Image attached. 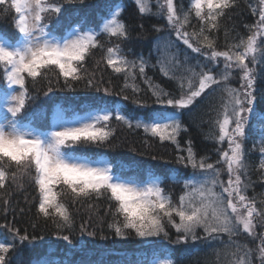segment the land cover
I'll use <instances>...</instances> for the list:
<instances>
[{"label":"snow or ice","instance_id":"1","mask_svg":"<svg viewBox=\"0 0 264 264\" xmlns=\"http://www.w3.org/2000/svg\"><path fill=\"white\" fill-rule=\"evenodd\" d=\"M73 2L0 0V14L13 15V32H0V199L5 210L10 204V186L23 190L27 179L37 192L38 216L51 221L58 233L74 228L70 205L87 204L89 220L96 215L103 222L92 202L107 200L105 215L111 217L107 227L116 237L128 240L134 236L157 245L132 264H178L164 242L187 245L190 241L222 245L216 253L218 264H264V232H257L258 226L264 228V200L258 204L247 195L252 181L245 149L251 120L257 115V81L264 80V0L249 5L258 19L245 26L246 36L229 43L230 30H224L223 48L218 45L221 20L237 6V0H189L187 10L178 8L176 0H154L156 11L152 0H135L142 16L166 22L165 27H155L165 34L156 38V52L161 55L151 67L158 66L175 83L171 91L147 76L150 65L143 55L129 59L122 45L131 39L130 30L123 20L124 9L115 0L105 3L99 19L66 20L64 6ZM181 44L203 60L191 63ZM97 51L102 53L95 61L97 70L103 64L112 74L122 76L121 92L130 90L137 97L139 77L148 85L152 103L132 99L135 114L107 103L89 105L82 112L57 105L50 116L48 110L33 107L38 86L46 85L43 95L51 99L61 81L70 91L84 82L87 88L112 96L108 87H102L103 72L97 79L96 71L87 66ZM237 77L239 87H233L231 81ZM213 97L218 104L210 108L216 115L206 139L220 147L217 159L210 162V157L198 156L191 140L182 149L178 137L188 132L182 117L196 113L206 100L211 105ZM122 98L130 99L127 94ZM113 120L128 129L142 130L161 144L176 145L181 153L176 163L192 170L184 180L171 177L175 185L182 184L178 197L164 187L166 179L151 170L146 179L126 176L122 168L114 170L109 161L89 151L111 142L116 131ZM259 143L257 171L264 175V136ZM151 158L157 159L155 155ZM0 229L9 234L0 238V264H11L8 254L16 250V242L31 244L34 237L30 239L27 232L21 234L7 223L0 224ZM80 230L96 235L84 224ZM170 230L176 234L174 240ZM244 234L247 241L240 239ZM57 238L70 242L67 234Z\"/></svg>","mask_w":264,"mask_h":264},{"label":"trees","instance_id":"2","mask_svg":"<svg viewBox=\"0 0 264 264\" xmlns=\"http://www.w3.org/2000/svg\"><path fill=\"white\" fill-rule=\"evenodd\" d=\"M84 1L83 3L74 4L76 5L74 7L82 6L86 3L82 7L84 10L89 5L87 3L91 0ZM129 1L126 3L123 18L129 26L131 39L126 44H123L122 47L128 54L129 59L143 55L150 65L147 69V76L156 84L171 91L175 88V83L164 77L159 71L158 66L155 68L151 67V65L156 64L157 56L161 55L156 52V38L165 34L156 32L155 27H165L166 22L164 19H158L155 16H142L138 12L137 6L133 7ZM106 2L108 0H100L98 4L103 6ZM176 2L178 8L183 7L187 10L189 0H176ZM250 4L257 6L258 0H237V6L231 9L227 16L221 20L222 27L218 33L219 47L223 48L226 43L225 29L230 30L227 40L229 43L238 40L239 36H246L248 34V29L245 26L254 24L258 19V16L252 14V10L249 7ZM66 10L69 11L68 7ZM152 10L156 11L154 0H152ZM73 12L74 9L69 14ZM67 13L65 12V15ZM81 16L79 14L77 18ZM95 19H99V17L90 20ZM194 22L196 21L193 19V25L195 24ZM141 25L143 26L142 28ZM195 26L199 27L198 24H195ZM172 38L175 39L174 36ZM180 47L182 52L189 56L191 63L195 64L197 59L203 60L202 57H198L197 54L191 53V50L186 49V46L181 44ZM101 55L102 53L97 51L95 56L101 57ZM181 59H183V55ZM90 64L91 61L89 60L87 65ZM89 69L91 68L89 67ZM99 78L100 74L97 76V79ZM123 83L122 76L118 77L109 70V75L103 76L102 87H108L114 93L112 96H105L103 91L97 92L95 89H89L85 86L84 82L76 84L74 89L70 91L63 88L61 81V85L56 88V91L50 94L51 99L43 95L46 85L40 86L41 91L38 92V98L35 102H39L40 106L38 107L48 110L49 116L51 115V110L57 105L68 109L70 112L73 110L82 112L89 105L107 103L111 107L119 106L125 110L126 114H135L137 108L132 103V99L141 98L147 100L149 104L152 103L148 85L139 79V77L136 81L137 86L141 89L138 97L134 96L130 90L122 93ZM257 88L259 90L257 115L251 120L252 131L246 141L245 149L247 152L246 159L250 164L249 175L252 181V186L249 188L247 195L249 198L255 197L259 204V201L264 200V175L260 171H257L261 159L259 141L264 136V115L261 114L264 113V80L257 82ZM34 94H37V92L35 91ZM123 94H127L130 99L127 101L123 100ZM218 96L219 93H217ZM217 104V98L213 97L211 105L206 100L204 104H201L197 108L196 113L184 115L182 121L188 128V132L182 133L178 137L182 149L186 148L187 141L191 140L192 146L198 156H208L210 157V162H214L217 159L218 153L216 149L220 147V145L214 143L211 139H206V135L212 129V120L216 115L215 111L210 110V108ZM112 125L116 131L111 142L99 149L90 148L89 151L97 153L100 157L109 161L113 165L114 170L122 168L126 176H140L146 179L148 171L151 170L154 174L160 175L162 179H166L164 187L172 191L174 198L178 197L182 191V184L175 185L171 177L174 176L176 179L184 180L192 175V170L190 168L184 169L176 163L177 156L181 154L177 150L176 145L168 142L161 144L158 140L146 137L142 130L128 129L115 120L112 121ZM153 155L157 157L156 160L151 158ZM8 196L10 204L6 210L3 199H0V224L7 223L11 227L19 229L21 234L27 232L30 239L34 237L31 244L25 242L23 245H20L18 241L16 242V250L8 254L12 258L11 264H21V261L23 264H77L76 254L85 245V242L88 241L86 233H82L80 230L81 225L84 224L85 227L90 225L92 227H99V225H106L107 221L111 220L106 215L102 217V214H99V217L103 218V222H100L96 215H93L92 219L89 220L87 204L70 205L75 218L74 228L70 233L67 231L58 233L51 221H45L42 217L38 216L36 210L38 203L37 192L34 186L28 183L27 179L24 180L23 190L17 189L14 185L10 186ZM103 202H107V200L102 199L93 201L92 203L99 204L101 209H104L105 204ZM21 209H23L22 212ZM107 233L110 240L107 245L112 250H115V252H118L119 256L111 258L108 253L101 258L96 257L98 259L91 261V263L94 261L93 264H132L133 261L143 260L150 251L157 248V245H150L134 236L128 240H122L116 237L110 229ZM170 233L174 240L176 234L173 230H170ZM58 234L69 235L70 242L58 239ZM8 235L5 230L0 229V238ZM224 239L226 241L227 237H224ZM240 239L241 241H247L249 238L244 234ZM163 246L169 250V254L174 256L178 264H218L216 253L223 247L218 242L211 241H197L194 243L190 241L187 245H175L174 243L169 244L168 242H164ZM123 254L124 257H121ZM219 264H222V261Z\"/></svg>","mask_w":264,"mask_h":264},{"label":"rangeland","instance_id":"3","mask_svg":"<svg viewBox=\"0 0 264 264\" xmlns=\"http://www.w3.org/2000/svg\"><path fill=\"white\" fill-rule=\"evenodd\" d=\"M99 1L100 0H91V1H89L87 3L89 5L86 8H84V10L82 9V7L86 3H84L82 6L74 7V6H76L74 4L80 3L79 0H75V2H73V3L65 4V6H64L65 9L67 7L69 9V11H66V12H68L67 14H69L70 11H72L74 9V12H73L74 14L73 13L69 14V15L66 14L65 15V19L66 20H69V19L75 20V19H77L79 14L82 15L79 18L87 17L89 20L93 19V18L100 17V15H101V13H102V11L104 9V5L105 4L103 6L99 5L98 4ZM84 2H86V1H84ZM116 2H117V4H119L125 10L126 3L128 2V0H115V3ZM129 3H132L133 7L137 6L135 4V0H130ZM123 20H124V18H123ZM12 22H13V15L11 13H9L7 16H4L3 14H0V32L12 33L13 32ZM194 23L196 25L198 24L197 21L194 22ZM99 59H100V56H95V57H93L90 60L91 64L87 65L88 68L89 67L91 68V69H89V71H96V75L97 76H98V74H101V72H103V76L109 75V70L111 71V69H106L103 64L100 65V69L99 70L96 69L95 61L99 60ZM79 84H82V82H80ZM231 84H232L233 87H239V84H240L239 78L238 77L234 78L231 81ZM29 87H30V90H32L30 85H29ZM38 88L40 89L39 90V92H40L41 91V87L38 86ZM32 91H33V94H34L36 90H32ZM38 106H40L39 102H35L34 105H33V107H38ZM225 147H226V145H225ZM92 149H99V148H92ZM225 178H226V175H225ZM65 199H67V198H65ZM107 202H103L105 204L104 205L105 206L104 209H101L99 204H96V203L94 204L96 207H98V212H99V214H102L101 215L102 217L105 216V212L107 210V205H108ZM107 217L111 218L110 216H107ZM109 222H110V220L107 221L106 225H102V226L99 225V227H92L91 225L86 227L88 231H95L96 235H95V237H92V236L87 235L86 232H84L87 235L88 241L85 242V245L82 246V248H80L79 251L76 254L77 255V264H93L94 261L92 263H91V261L94 260V259H98L96 257H100L101 258L103 255L108 254V253L110 254L111 258H117L119 256L118 252H115V250H112L110 248V246L107 245V243L110 241L108 233H107V231L109 230V228L107 227ZM257 232L258 233L259 232H264V229L261 227V230H260V227L258 226L257 227ZM81 235H82V233H81ZM244 238H245V236H244ZM171 247H173V246H171ZM121 257H124V254ZM64 264H66V263H64Z\"/></svg>","mask_w":264,"mask_h":264}]
</instances>
